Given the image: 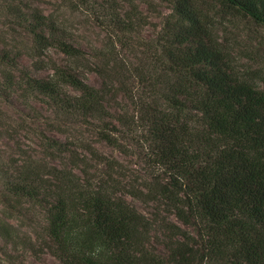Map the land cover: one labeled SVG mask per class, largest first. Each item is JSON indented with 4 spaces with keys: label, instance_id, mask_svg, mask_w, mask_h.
Masks as SVG:
<instances>
[{
    "label": "trees",
    "instance_id": "trees-1",
    "mask_svg": "<svg viewBox=\"0 0 264 264\" xmlns=\"http://www.w3.org/2000/svg\"><path fill=\"white\" fill-rule=\"evenodd\" d=\"M4 1L8 26L18 27L31 40L30 59L48 48L74 61L83 57L56 19L36 7H21L17 0ZM218 2L264 27V0ZM173 11L174 20L163 27L159 44V60L170 77L166 89H153L162 107L155 111L144 100L135 102L137 119L154 145L155 162L168 178L151 192L183 226L195 230L197 238L178 226L166 227L171 233L167 258L151 257L144 247L150 226L146 219L103 187L93 188L68 172L51 173L48 180L30 166L11 170L0 165V204L6 211L24 202L42 208L45 235L60 264H213V256L227 264H264V94L233 76L192 0H175ZM114 25L131 31V21L115 18ZM21 52L0 48L1 96H40L58 113L93 120L104 130L109 125L118 134L117 127H123L129 134L125 112L114 116L106 109L107 86L91 87L76 70L55 64L46 78L33 77L16 62ZM100 56L106 63L113 60ZM32 65L43 68L39 61ZM155 75L154 86L159 84ZM66 87L78 94L66 93ZM187 110L198 116L205 135L206 148H197L203 156L194 160L186 144L192 145V137L198 140L200 131L184 122ZM101 137L117 145L103 132ZM47 148L65 150L50 140ZM0 238L14 240L2 219Z\"/></svg>",
    "mask_w": 264,
    "mask_h": 264
},
{
    "label": "rangeland",
    "instance_id": "rangeland-1",
    "mask_svg": "<svg viewBox=\"0 0 264 264\" xmlns=\"http://www.w3.org/2000/svg\"><path fill=\"white\" fill-rule=\"evenodd\" d=\"M17 1L21 7H36L56 19L83 57L74 61L48 48L30 59L31 40L18 27L8 26L4 0H0V48L5 47L13 54L22 51L16 62L33 77L46 78L51 73L50 66L55 64L76 70L91 87L107 86V111L114 116L125 112L130 125L129 134L123 127H117L121 132L118 134L109 125V130H104L93 120L58 113L40 96L22 97L21 92L7 98L0 95V165L11 170L30 166L48 180L51 173L68 172L80 181L87 180L93 188L103 187L146 219L150 226L144 247L151 257L167 258L165 244L171 233L166 227L178 226L196 239V231L183 226L165 202L154 198L151 192L165 185L168 178L155 162L154 145L137 119L140 114L135 102L144 100L155 111L159 105L162 107L153 89H166L170 77L165 63L159 60V44L163 27L174 20L175 0ZM192 3L203 16L233 76L264 94V27L227 9L218 0H192ZM115 18L124 23L131 21V31L116 28ZM100 55H110L113 60L106 63ZM34 61H39L43 68L34 69ZM156 72L159 84L154 86ZM64 91L73 96L78 94L69 87ZM182 117L194 132L200 131L198 140L192 137V145L186 144L194 160L203 156L197 148H206L202 142L205 135L195 112L187 110ZM102 132L115 139L117 145L108 144L101 137ZM49 140L61 143L64 152L50 151ZM12 207H15L12 211H6L0 204V219L14 236L12 242L0 238V264H60L52 255L53 246L45 235L47 216L43 209L26 202ZM211 260L213 264H227L220 256Z\"/></svg>",
    "mask_w": 264,
    "mask_h": 264
}]
</instances>
